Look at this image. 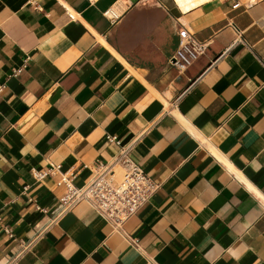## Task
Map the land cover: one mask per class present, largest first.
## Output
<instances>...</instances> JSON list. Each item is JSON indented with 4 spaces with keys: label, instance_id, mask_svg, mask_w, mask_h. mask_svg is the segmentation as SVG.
Wrapping results in <instances>:
<instances>
[{
    "label": "crops",
    "instance_id": "crops-1",
    "mask_svg": "<svg viewBox=\"0 0 264 264\" xmlns=\"http://www.w3.org/2000/svg\"><path fill=\"white\" fill-rule=\"evenodd\" d=\"M0 86V264H264V0H0ZM129 144L149 201L59 215Z\"/></svg>",
    "mask_w": 264,
    "mask_h": 264
},
{
    "label": "built area",
    "instance_id": "built-area-1",
    "mask_svg": "<svg viewBox=\"0 0 264 264\" xmlns=\"http://www.w3.org/2000/svg\"><path fill=\"white\" fill-rule=\"evenodd\" d=\"M233 1L235 6L240 4V0ZM104 14L111 20L119 17L115 8L106 10ZM207 46L208 42L198 40L188 29H183L179 32L178 47L170 59V64L184 71L204 54ZM21 70H16L15 74ZM2 89L0 86V93ZM107 139L120 145L116 136L108 135ZM131 149L132 144L121 145L111 161L97 164L92 178L84 186H76L71 177L63 174L59 184L65 186V191L60 197L59 215L72 209L79 202L86 201L115 229L120 230L158 189V183L134 162ZM117 168L122 169L119 177L116 176ZM59 169L60 165L52 166L49 170L36 171L34 175L40 180ZM25 248L22 245V249Z\"/></svg>",
    "mask_w": 264,
    "mask_h": 264
}]
</instances>
